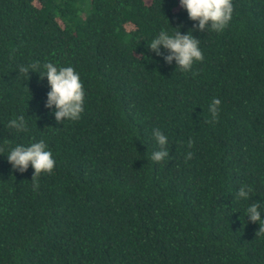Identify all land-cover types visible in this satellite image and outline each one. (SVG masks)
Here are the masks:
<instances>
[{"label":"trees","instance_id":"obj_1","mask_svg":"<svg viewBox=\"0 0 264 264\" xmlns=\"http://www.w3.org/2000/svg\"><path fill=\"white\" fill-rule=\"evenodd\" d=\"M232 4L217 33L179 0H0V264H264V0ZM177 27L203 53L187 72L148 48ZM45 63L79 73L78 120L45 107ZM40 140L56 163L34 188L7 155Z\"/></svg>","mask_w":264,"mask_h":264},{"label":"clouds","instance_id":"obj_2","mask_svg":"<svg viewBox=\"0 0 264 264\" xmlns=\"http://www.w3.org/2000/svg\"><path fill=\"white\" fill-rule=\"evenodd\" d=\"M179 6L186 10L188 19L194 22V29L197 31L222 32L231 20L233 13L232 0H179ZM172 34L161 30L148 45V48L156 54L162 56L161 47L169 54L163 55L166 63L171 64L173 60L182 71L187 72L192 69L194 62L203 60V53L199 47L200 41L192 35V30L181 34L179 27ZM39 63L33 62L28 66H20L19 72L28 77L29 71L39 70ZM46 70L43 77L47 78L48 87L45 107L52 109L55 107V120H78L83 112L84 87L80 81L79 73L71 66L57 67L53 63H45ZM220 99L214 98L209 105V112L212 115L210 122H215L219 113ZM8 127L18 131H27L25 117L23 115L9 121ZM153 136L160 146V150L153 152L151 159L160 162L169 157L167 150V137L159 130L153 129ZM193 142L188 141V147H192ZM44 140L33 142L29 146L17 145L10 150L7 161L14 170L20 173L25 172L29 166L33 169L31 180L34 188L38 187V178L42 173H51L55 167V160ZM3 151V149H0ZM187 159L192 158V153L187 154ZM253 189L250 186H241L237 192V197L249 199ZM261 203L254 202L246 209V216L253 223L259 224V229L255 235H264V219H261Z\"/></svg>","mask_w":264,"mask_h":264}]
</instances>
